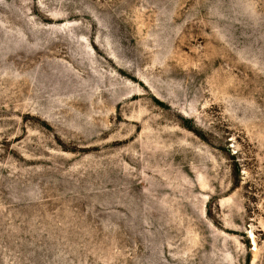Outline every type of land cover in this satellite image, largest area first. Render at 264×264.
I'll return each mask as SVG.
<instances>
[{
	"label": "rangeland",
	"instance_id": "rangeland-1",
	"mask_svg": "<svg viewBox=\"0 0 264 264\" xmlns=\"http://www.w3.org/2000/svg\"><path fill=\"white\" fill-rule=\"evenodd\" d=\"M0 264H264V0H0Z\"/></svg>",
	"mask_w": 264,
	"mask_h": 264
}]
</instances>
